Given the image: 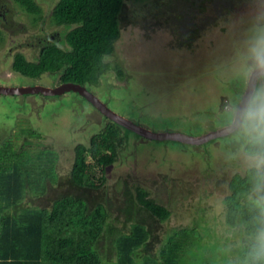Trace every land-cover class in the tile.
Listing matches in <instances>:
<instances>
[{
	"label": "rangeland",
	"instance_id": "obj_1",
	"mask_svg": "<svg viewBox=\"0 0 264 264\" xmlns=\"http://www.w3.org/2000/svg\"><path fill=\"white\" fill-rule=\"evenodd\" d=\"M35 1L41 10L37 15L23 10L16 0H0V82L37 83L16 71L15 55L22 53L36 61L43 45L61 43L68 31L51 19L59 0ZM239 2L229 13L222 10L217 25L197 32L199 37L184 46L171 32L168 17L164 20L163 14H157L163 9L156 0H127L134 24L122 29L115 52L106 58L111 68L99 85L91 87L92 92L114 111L155 132L200 136L227 126L225 108L240 103L250 78L244 74L249 42L255 30L264 27V0ZM204 12L214 14L208 5ZM58 78L44 73L38 80L55 87L61 83ZM110 121L73 91L47 97L0 94V148L5 143L13 151L48 148L58 156V180L45 195H29L22 204L51 207L55 198L66 193L83 195L92 208L102 203L107 225L97 248L109 264L117 261L115 238L130 233L134 222L145 223L156 235L150 253L174 229L196 227L205 240L220 236L227 238L230 247L239 241L236 230L225 222L224 199L233 176H244L249 170L242 141L227 135L192 145L131 132L123 136L110 166L99 167L100 156L87 158L95 164L90 180L99 186H73L69 180L76 148L91 147L93 136L106 134ZM125 132L121 129L122 135ZM139 187L170 210L167 220L158 222L143 213Z\"/></svg>",
	"mask_w": 264,
	"mask_h": 264
},
{
	"label": "trees",
	"instance_id": "obj_2",
	"mask_svg": "<svg viewBox=\"0 0 264 264\" xmlns=\"http://www.w3.org/2000/svg\"><path fill=\"white\" fill-rule=\"evenodd\" d=\"M239 1L156 0V5L163 9L157 14H163L164 20L168 17L171 32L181 45L190 46L199 32L218 24L224 15L222 10H235ZM16 2L26 12L37 15L41 11L35 0ZM126 5L127 0H59L51 19L68 30L64 39L43 45L36 61L17 53L13 67L27 78L37 79L48 73L59 77L60 84L73 82L88 89L99 85L111 68L106 58L115 52L122 29L134 24ZM207 5L212 7L213 15L204 12ZM121 129V125L110 121L108 132L93 136L91 147L78 145L69 180L73 186H99L90 180L95 164L87 158L90 154L100 156L97 165L103 169L110 166L117 158L123 136L127 138L130 133L125 129L122 135ZM57 159L48 148L13 151L9 143L0 148V264H109L97 248L107 225L102 203L92 208L83 195L66 193L55 198L51 207L22 204L29 195H45L50 184L58 180ZM252 176L250 169L244 176L234 175L230 193L224 199L225 222L240 237L233 247L220 236L214 241L205 240L194 227L169 231L156 252L150 253L148 248L156 242V235L145 223L134 222L130 233L115 238L114 264H251L249 253L259 216L249 199ZM137 197L144 214H151L158 222L170 217V210L148 197L145 189L137 188ZM206 231L210 237V230Z\"/></svg>",
	"mask_w": 264,
	"mask_h": 264
},
{
	"label": "clouds",
	"instance_id": "obj_3",
	"mask_svg": "<svg viewBox=\"0 0 264 264\" xmlns=\"http://www.w3.org/2000/svg\"><path fill=\"white\" fill-rule=\"evenodd\" d=\"M245 60L244 74L261 83L240 104L226 106L225 132L243 142V161L253 173L249 199L259 216L249 256L251 264H264V27L255 30Z\"/></svg>",
	"mask_w": 264,
	"mask_h": 264
},
{
	"label": "water",
	"instance_id": "obj_4",
	"mask_svg": "<svg viewBox=\"0 0 264 264\" xmlns=\"http://www.w3.org/2000/svg\"><path fill=\"white\" fill-rule=\"evenodd\" d=\"M259 80L256 77L251 76L249 78L246 90L243 94V97L240 101H244L250 89L254 86H258ZM78 92L82 97L86 98L89 103L94 105L98 110H100L105 116H107L111 121L117 123L124 127L129 132H134L140 136L146 137L148 139L156 141H173V142H182L192 145H201L206 144L215 138L224 137L229 134L225 132V129L228 127H222L215 131H210L200 136L187 135L180 132H155L142 125H139L127 117L119 114L118 112L111 109L104 101H102L98 96H96L92 91L84 85L65 82L55 87L44 86V85H34V86H16L10 87L6 85H0V93L6 95L13 94H43L48 96L61 95L65 92ZM239 103V104H240Z\"/></svg>",
	"mask_w": 264,
	"mask_h": 264
},
{
	"label": "flooded vegetation",
	"instance_id": "obj_5",
	"mask_svg": "<svg viewBox=\"0 0 264 264\" xmlns=\"http://www.w3.org/2000/svg\"><path fill=\"white\" fill-rule=\"evenodd\" d=\"M24 76V75H23ZM26 77V76H25ZM27 78V77H26ZM28 80H34V81H36L37 83H35V84H22V85H18V84H16L17 82H15V83H10V82H8V81H5V82H0V85H6V86H10V87H16V86H19V87H21V86H34V85H43L42 83H39V80H38V78L37 79H32V78H27ZM21 81H23V80H20V82ZM2 83V84H1ZM19 83V82H18ZM259 83H261V81H259ZM44 86H47V85H44ZM50 87H52V86H50ZM88 90H90V91H92V89H88ZM1 94V93H0ZM39 94H41V93H39ZM2 95H6V94H2ZM27 95H30V94H13V96H21V97H23V96H27ZM12 96V95H11ZM41 96H48V95H43V94H41ZM81 96V95H80ZM97 96V95H96ZM84 98V97H83ZM84 99H86V98H84ZM87 100V99H86ZM124 128V127H123ZM125 129V128H124ZM126 131V130H125ZM131 133V132H130ZM132 133H134V132H132ZM140 136V135H139ZM141 137V136H140Z\"/></svg>",
	"mask_w": 264,
	"mask_h": 264
},
{
	"label": "bare ground",
	"instance_id": "obj_6",
	"mask_svg": "<svg viewBox=\"0 0 264 264\" xmlns=\"http://www.w3.org/2000/svg\"><path fill=\"white\" fill-rule=\"evenodd\" d=\"M238 37H240V36H238ZM147 39H148V38H147ZM102 57H103V56H102ZM105 70H106V69H105ZM100 72H101V71H100ZM19 123H20V122H19ZM3 173H4V172H3ZM9 175H10V174H9ZM9 178H10V177H9ZM9 178H8V179H9Z\"/></svg>",
	"mask_w": 264,
	"mask_h": 264
}]
</instances>
